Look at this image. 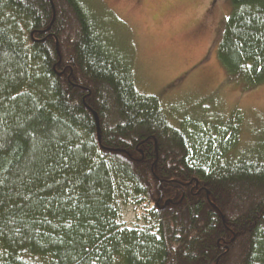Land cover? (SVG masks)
I'll use <instances>...</instances> for the list:
<instances>
[{
  "label": "trees",
  "instance_id": "obj_1",
  "mask_svg": "<svg viewBox=\"0 0 264 264\" xmlns=\"http://www.w3.org/2000/svg\"><path fill=\"white\" fill-rule=\"evenodd\" d=\"M229 1L217 58L249 91L264 0ZM103 15L0 0V264H264V143L238 148L237 122L174 125ZM131 197L145 229L118 224Z\"/></svg>",
  "mask_w": 264,
  "mask_h": 264
},
{
  "label": "rangeland",
  "instance_id": "obj_2",
  "mask_svg": "<svg viewBox=\"0 0 264 264\" xmlns=\"http://www.w3.org/2000/svg\"><path fill=\"white\" fill-rule=\"evenodd\" d=\"M89 1L105 18L116 19L119 39L133 54L137 90L158 97L174 125L193 119L223 131L229 121L237 122L238 148L263 145L264 83L243 91L227 80L217 58L222 26L232 10L229 0ZM117 206L122 228L148 227L133 197Z\"/></svg>",
  "mask_w": 264,
  "mask_h": 264
},
{
  "label": "water",
  "instance_id": "obj_3",
  "mask_svg": "<svg viewBox=\"0 0 264 264\" xmlns=\"http://www.w3.org/2000/svg\"><path fill=\"white\" fill-rule=\"evenodd\" d=\"M94 118H95V120H96V123L98 124V121H97V117L94 115Z\"/></svg>",
  "mask_w": 264,
  "mask_h": 264
}]
</instances>
